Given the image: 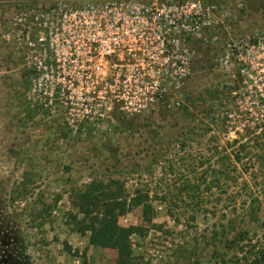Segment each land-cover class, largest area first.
I'll return each mask as SVG.
<instances>
[{
	"label": "rangeland",
	"instance_id": "374dc122",
	"mask_svg": "<svg viewBox=\"0 0 264 264\" xmlns=\"http://www.w3.org/2000/svg\"><path fill=\"white\" fill-rule=\"evenodd\" d=\"M32 1L52 0H0V264H116V252L91 246L89 233L73 219L77 209L71 191L93 179L115 180L130 195L144 183L157 192L150 193V224L142 206L117 220L121 226L148 227L146 236H131L138 262L212 263L206 228L211 220L197 216L196 227L190 228L183 218L174 223L159 201L155 178L168 159L182 166L198 160L199 153L209 155L206 140L197 139L191 149L178 154L173 145L189 128H215L208 119L214 115L209 111H219V101L211 99L215 92L227 100L237 98L228 105L231 111L261 116L264 0H204L216 7V38L204 35L194 44V66L183 97L138 116L74 122L48 95L34 89L22 49L9 30L8 18ZM261 218L264 221V203Z\"/></svg>",
	"mask_w": 264,
	"mask_h": 264
},
{
	"label": "built area",
	"instance_id": "2783aa9c",
	"mask_svg": "<svg viewBox=\"0 0 264 264\" xmlns=\"http://www.w3.org/2000/svg\"><path fill=\"white\" fill-rule=\"evenodd\" d=\"M215 9L204 0L32 1L8 23L34 89L74 122L183 97L194 44L216 38Z\"/></svg>",
	"mask_w": 264,
	"mask_h": 264
},
{
	"label": "trees",
	"instance_id": "16d2710c",
	"mask_svg": "<svg viewBox=\"0 0 264 264\" xmlns=\"http://www.w3.org/2000/svg\"><path fill=\"white\" fill-rule=\"evenodd\" d=\"M221 94L215 92L211 98L219 101V111H209L214 113L208 119L215 128H189L184 138L175 140L173 145L178 154L191 149L195 140H206L209 155L199 153V159L194 158L197 161L192 159L182 166L175 159H168L161 175L155 178L159 201L174 223L183 218L185 227L190 228L196 227L197 216L211 220L206 226L213 246L210 264H264V97L259 98L261 116L255 117L231 111L228 105L236 103L237 98L229 96L227 100ZM233 113L238 117L232 119ZM232 121L240 126L231 125ZM220 135L224 142L220 143ZM143 185L146 189H142ZM151 192L157 194L146 183L138 184L130 195L115 180L93 179L71 191V201L77 209L73 219L80 230L89 233L91 246L116 252V264H141L134 255L131 236H146L148 227L121 226L117 220L142 206L150 224Z\"/></svg>",
	"mask_w": 264,
	"mask_h": 264
}]
</instances>
